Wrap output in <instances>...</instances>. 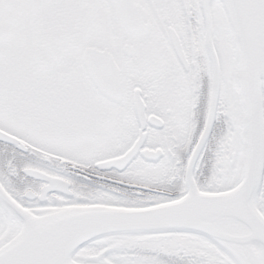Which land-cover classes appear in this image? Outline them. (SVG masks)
<instances>
[{"label":"snow or ice","instance_id":"6c2138e0","mask_svg":"<svg viewBox=\"0 0 264 264\" xmlns=\"http://www.w3.org/2000/svg\"><path fill=\"white\" fill-rule=\"evenodd\" d=\"M0 264H264V0H0Z\"/></svg>","mask_w":264,"mask_h":264}]
</instances>
